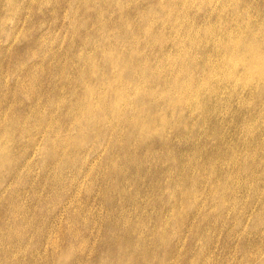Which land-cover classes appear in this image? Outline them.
Wrapping results in <instances>:
<instances>
[{"label": "rangeland", "instance_id": "1", "mask_svg": "<svg viewBox=\"0 0 264 264\" xmlns=\"http://www.w3.org/2000/svg\"><path fill=\"white\" fill-rule=\"evenodd\" d=\"M77 1L0 0V264H264V0ZM98 40L147 63L154 132L78 130Z\"/></svg>", "mask_w": 264, "mask_h": 264}, {"label": "bare ground", "instance_id": "2", "mask_svg": "<svg viewBox=\"0 0 264 264\" xmlns=\"http://www.w3.org/2000/svg\"><path fill=\"white\" fill-rule=\"evenodd\" d=\"M68 1H70V0H68ZM77 1V0H76ZM78 1H80V0H78ZM77 1V2H78ZM22 2V1H21ZM86 2H87V0H86ZM89 2V1H88ZM96 2V1H95ZM94 2V3H95ZM99 2V1H98ZM98 2L96 3V4H98ZM102 3L103 2H105V4H106V1H101ZM176 2V1H175ZM70 3V2H69ZM73 3H74V1H73ZM93 3V4H94ZM114 3V2H113ZM120 3L122 4L123 2L122 1H120ZM14 4V3H13ZM12 4V5H13ZM80 4H81V2H80ZM85 4V3H84ZM83 4V5H84ZM95 4V5H96ZM119 4V3H118ZM150 4V3H149ZM155 4V3H154ZM104 5V4H103ZM151 5V4H150ZM178 5V4H177ZM73 6H74V4H73ZM73 6H72V8H73ZM93 6V5H92ZM91 6V7H92ZM98 5H96V7H97ZM13 7V6H12ZM89 7V6H88ZM88 7H86V8H88ZM91 7H90V9H91ZM152 8H153V6H151ZM93 8H95V6L93 7ZM98 8V7H97ZM75 9V8H74ZM77 9V8H76ZM99 9V8H98ZM71 10H73V9H71ZM70 10V11H71ZM86 10V9H85ZM88 10V9H87ZM137 10V9H136ZM157 10V9H156ZM92 11H94V10H92ZM100 11V10H99ZM76 12V11H75ZM117 12V11H116ZM134 12H135V10H134ZM154 12V11H153ZM156 12H158V13H160L158 10L156 11ZM156 12H155V14H156ZM99 13V12H98ZM103 13V12H102ZM120 13V12H119ZM73 14V13H72ZM76 14V13H75ZM74 14V15H75ZM94 14H96L95 12H94ZM104 14V13H103ZM110 14V13H109ZM138 14H140V13H138ZM143 14V13H142ZM155 14H153V15H155ZM73 15V16H74ZM123 15V14H122ZM135 15V14H134ZM159 15V14H158ZM72 16V17H73ZM117 16V15H116ZM124 16H125V14H124ZM242 16V15H241ZM240 16V17H241ZM98 17V16H97ZM138 17V16H137ZM149 17V16H148ZM153 16L151 15V18H152ZM155 17V16H154ZM157 17V16H156ZM156 17H155V19H156ZM125 18V17H124ZM132 18H134V17H132ZM131 18V19H132ZM147 18V17H146ZM72 19V18H71ZM101 19V18H100ZM140 19V18H139ZM154 19V20H155ZM243 19V18H242ZM86 20V19H85ZM134 20V19H133ZM143 20V19H142ZM149 20H150V18H149ZM153 20V21H154ZM72 21H73V19H72ZM81 21V20H80ZM117 21V20H116ZM153 21H151V23L153 22ZM156 21V20H155ZM154 21V22H155ZM158 21V20H157ZM82 22V21H81ZM80 22V23H81ZM85 22V21H84ZM84 22H82L83 23V26H84ZM121 22V21H120ZM119 22V23H120ZM144 22V21H143ZM149 23H150V21H148ZM75 23V22H74ZM79 22H78V24H80ZM118 23V24H119ZM122 23V22H121ZM121 23H120V25H121ZM78 24H77V26H78ZM91 24V23H90ZM146 24V23H145ZM101 25H103V23L101 24ZM113 25V24H112ZM73 26V25H72ZM116 26V25H115ZM123 26V25H122ZM90 27V26H89ZM95 27H97V25L95 26ZM98 27H99V25H98ZM97 27V28H98ZM102 27H104V25L102 26ZM102 27H100V32H101V34H102V31H101V28ZM113 27V26H112ZM111 27V28H112ZM82 28V27H81ZM84 28V27H83ZM104 28H106V27H104ZM104 28H102V30L104 29ZM117 29H118V27H117ZM122 29H123V27H122ZM149 29V28H148ZM105 30H107V29H105ZM105 30H103V32L105 31ZM125 30V29H124ZM138 30V29H137ZM128 31V30H127ZM151 31V30H150ZM106 32V31H105ZM108 33H109V31H108ZM116 33H118L117 31H116ZM132 33V32H131ZM153 33V32H152ZM156 33V32H155ZM256 33V32H255ZM89 34V33H88ZM96 34V33H95ZM151 34V33H150ZM253 34V33H252ZM92 35V34H91ZM98 35V34H97ZM108 35H110V34H108ZM112 35H115V34H112ZM117 35H120V34H116L115 36H117ZM127 35V34H126ZM135 35V34H134ZM149 35V34H148ZM152 35V34H151ZM245 35V34H244ZM106 35H104V37H105ZM121 36V35H120ZM119 36V37H120ZM129 36H130V34H129ZM129 36L127 37V38H125V39H128L129 38ZM150 36V35H149ZM113 37V36H112ZM247 37V36H246ZM78 38V37H77ZM85 38H87V37H85ZM84 38V39H85ZM102 38H103V36H102ZM106 38V37H105ZM111 38V37H110ZM122 38V37H121ZM122 39H124V37L122 38ZM124 39V40H125ZM93 40V39H92ZM104 40V39H103ZM129 40V39H128ZM157 40V39H156ZM255 40V39H254ZM253 40V41H254ZM260 40V39H259ZM82 41V40H81ZM90 41H91V39H90ZM107 41H108V39H107ZM114 41V40H113ZM117 41V40H116ZM130 41V40H129ZM251 41V40H250ZM253 41H252V43H253ZM83 42H84V40H83ZM93 42V41H92ZM91 42V43H92ZM138 42V41H137ZM122 42H120V44H121ZM124 43V42H123ZM242 43H244V42H242ZM242 43H240V44H242ZM84 44V43H83ZM95 44V43H94ZM131 44V43H130ZM91 45V44H90ZM96 45H97V48L96 49H98V52H99V54H101V57H102V59H103V65L102 66H98V65H96V63L94 62V58L92 59V58H90L89 56L86 58V62H87V71L86 72H82L83 74H81V76L79 77V82H77V83H79V88H80V93H81V102L83 103V105L84 106H86V111H84L82 114H80V117L79 118H82V120H80V121H77V127H78V130L79 129H83V127L82 128H80V126H82V124L83 123H87V122H90V124L92 125V123H91V121L94 123L95 121V123L97 124V125H95V127H92L91 129H92V135H93V137H96V139H95V141L96 140H98V139H100V136H103L102 134V132L104 131V134H105V131L106 130H113V129H121V128H123V130L126 132V134H127V137L128 136H132V134H135V133H143V134H148V133H152V132H154L153 130H154V128H155V126L157 125V122L158 121H161V117H157L154 113H152L151 112V108L149 109V108H147V106H149L148 104H147V100L145 99L146 97L147 98H151L152 97V100H153V102L154 103H157V102H155L156 101V98H155V95H154V92H153V89H151V88H146V86H144V84H143V82L146 80H143L142 79V81L143 82H141L142 84H140V81H139V76L140 75H142L143 74V72H145L146 71V68H145V65L147 64H145L144 66H141V67H139L140 68V73H138V71H136L135 69H134V67H133V71H129V73L128 74H126V76H124V75H122V73H123V71L129 66L130 67V65H128V64H131L132 66L134 65V59H125V58H123L122 56H124L125 57V55L123 54V51H121L120 50V48H119V46H117V44H114V42L113 43H111V42H104V41H97V43H96ZM243 46H244V44H242ZM253 45H254V43H253ZM94 46V45H93ZM122 46H123V44H122ZM125 46V45H124ZM123 46V47H124ZM135 46V45H134ZM239 46V45H238ZM238 46L236 47L237 49H238ZM240 47H241V45H240ZM253 47H255V46H253ZM260 47V46H259ZM262 47V46H261ZM260 47V48H261ZM244 48V47H243ZM242 47H241V50L243 49ZM125 49V54H126V48H124ZM245 49H247V47L245 48ZM137 50V49H136ZM228 50V49H227ZM244 50V49H243ZM256 50V49H255ZM239 51V50H238ZM251 51H252V49H251ZM258 51V50H257ZM93 52V51H92ZM141 53V52H140ZM148 53H150V52H148ZM240 53V52H239ZM254 53V52H253ZM257 53H260V51L259 52H257ZM83 54L84 53H81V55H82V57L84 58V56H83ZM139 54V53H138ZM137 54V55H138ZM247 54V53H246ZM261 54V53H260ZM80 55V56H81ZM91 55V54H90ZM126 55H128V54H126ZM133 56H134V54H132ZM147 55V54H146ZM245 55V54H244ZM257 55H259V54H257ZM264 55V54H263ZM262 54H261V56H263ZM94 56V55H93ZM130 56V55H129ZM148 56V55H147ZM149 56H151V55H149ZM156 56V55H155ZM255 55L253 54V57H254ZM260 56V55H259ZM152 57V56H151ZM159 57V56H158ZM77 59V58H76ZM85 59V58H84ZM84 59H83V61H84ZM102 59H100V60H102ZM144 59H145V57H144ZM148 59V58H147ZM234 59V58H233ZM142 60V59H141ZM251 60V59H250ZM263 60V59H262ZM76 61V60H75ZM79 61H80V59H79ZM131 61H132V63H131ZM145 61V60H144ZM243 61V60H242ZM252 61H254L253 59H252ZM153 62V61H152ZM20 63V62H19ZM23 63V62H22ZM57 63V62H56ZM74 63V62H73ZM80 63V62H79ZM139 63H141V62H139ZM143 63V62H142ZM24 64V63H23ZM77 64V61H76V63H75V65ZM135 64H137V61L135 62ZM243 64V63H242ZM19 65V64H18ZM82 65V64H81ZM86 65V64H85ZM141 65V64H140ZM150 65V64H149ZM163 65H164V63H163ZM239 65V64H238ZM251 65V64H250ZM250 65H248L249 67H251ZM254 65H255V63H254ZM36 66V65H35ZM83 66V65H82ZM247 66V65H246ZM247 66V67H248ZM21 67H22V64H21ZM80 67V66H79ZM150 67V66H149ZM155 67V66H154ZM190 67V66H189ZM235 67V66H234ZM240 67V66H239ZM20 68V67H19ZM135 68H138V65H136V67ZM174 68V67H173ZM246 68V67H245ZM82 69H83V67H82ZM82 69H80V70H82ZM145 69V70H144ZM32 70V69H31ZM172 71H173V69H172ZM34 72V71H33ZM132 72V73H131ZM124 74H125V72H124ZM151 74V73H150ZM150 74H149V76H150ZM259 74V73H258ZM30 75H32V73L30 74ZM161 75V74H160ZM184 75V74H183ZM251 75V74H250ZM78 76V75H77ZM196 76V75H195ZM146 77H148V76H146ZM151 77V76H150ZM153 77H155L154 76V74H153ZM255 77V76H254ZM183 78H184V76H183ZM196 78V77H195ZM194 78V79H195ZM148 79V78H147ZM150 80H152L151 78H149ZM154 79V78H153ZM159 78H157V80H158ZM184 79H187V78H184ZM193 79V78H192ZM164 80V79H163ZM147 81V80H146ZM149 81V80H148ZM154 81V80H153ZM162 81V80H161ZM176 81H178V80H176ZM183 81H185V80H183ZM158 82H159V80H158ZM169 83H170V81H168ZM191 83H193L192 81H190ZM153 83V82H152ZM154 83H157V82H154ZM176 83H178V82H176ZM189 83V82H188ZM264 83V82H263ZM159 84H160V82H159ZM173 84V83H172ZM154 85V84H153ZM189 85V84H188ZM182 86V85H181ZM181 86H180V89H181ZM187 86V85H186ZM77 87V86H76ZM151 87V86H150ZM177 87V84L175 85V88ZM156 90H158L157 88H155ZM162 89V88H161ZM168 89H169V86H168ZM187 89V88H186ZM168 91V90H167ZM166 91V92H167ZM25 92V91H24ZM28 92H30V91H28ZM178 92V91H177ZM195 92V91H194ZM23 93V92H22ZM24 94V93H23ZM27 94V93H26ZM25 94V95H26ZM157 94V93H156ZM72 95V94H71ZM163 95V94H162ZM166 95V94H165ZM169 95V94H168ZM35 96H36V94H35ZM35 96H34V98H35ZM59 97V96H58ZM162 97V96H161ZM164 97V96H163ZM166 98H167V96H166ZM166 98L164 99V100H166ZM168 98H170V97H168ZM4 99V98H3ZM56 99V98H55ZM173 99H174V97H173ZM173 99H171V100H173ZM178 99V98H177ZM35 100V99H34ZM38 99H36V101H37ZM158 100H159V98H158ZM157 100V101H158ZM163 100V101H164ZM170 100V101H171ZM78 101V100H77ZM162 101V100H161ZM162 101V102H163ZM167 102H168V100H166ZM166 101H164V102H166ZM49 102H51V101H49ZM48 102V103H49ZM47 103V104H48ZM53 103V101L50 103V105ZM169 103H171V102H169ZM62 104V103H61ZM73 104V103H72ZM49 105V104H48ZM49 105V106H50ZM69 105H71V104H69ZM77 105V104H76ZM165 105H166V103H165ZM172 105H175L174 103H172ZM6 106H7V104H6ZM53 106H54V104H53ZM59 106V105H58ZM66 106L67 105H65V108H66ZM82 106V105H81ZM83 106V107H84ZM182 106V105H181ZM3 108V107H2ZM53 108H55V107H52L51 108V111L53 112ZM59 108V107H58ZM61 108V107H60ZM59 108V109H60ZM73 108H74V105H73ZM155 108V107H154ZM159 108V107H158ZM157 108V110L159 111V109ZM165 108H166V106H165ZM167 108H169V107H167ZM171 108V107H170ZM31 109V108H30ZM58 109V110H59ZM85 109V108H84ZM176 109V108H175ZM4 110V109H3ZM1 111V110H0ZM161 111V110H160ZM168 111V110H167ZM176 111H177V109H176ZM2 112V111H1ZM4 112V111H3ZM68 112V111H67ZM154 112H156V111H154ZM174 112V111H173ZM34 113H36V112H34ZM38 113V112H37ZM69 113V112H68ZM77 113V112H76ZM158 113V112H157ZM178 113V112H177ZM177 113H176V115H177ZM48 114V113H47ZM46 114V115H47ZM72 114V113H71ZM173 114V113H172ZM1 115V114H0ZM51 115V114H50ZM49 115V116H50ZM55 115H56V113H55ZM75 115V114H74ZM34 116V115H33ZM107 116H109V117H111V119L113 120V124H111V125H108L107 126V124L106 123H108V122H105L106 120H107ZM162 116L164 117V113L162 114ZM28 117V116H27ZM26 117V118H27ZM31 117V115H29V118ZM62 117H64L63 115H62ZM73 117V116H72ZM177 117V116H176ZM178 117H179V114H178ZM11 118H12V116H11ZM26 118H25V120H26ZM33 118V117H32ZM5 119V118H4ZM3 119V120H4ZM13 119L14 118H12V121H13ZM22 119V118H21ZM35 119V118H34ZM15 120H17V119H15ZM23 120V119H22ZM95 120V121H94ZM163 120V119H162ZM6 121V120H5ZM4 121V122H5ZM28 121V120H27ZM1 122V121H0ZM18 122V121H17ZM67 122V121H66ZM3 122H1V124H2ZM10 123V122H9ZM16 123V122H15ZM112 123V122H111ZM11 124V123H10ZM63 124H65V123H63ZM5 125V124H4ZM7 125V124H6ZM5 125V126H6ZM12 125H13V122H12ZM22 125H23V122H22ZM65 125H67V124H65ZM73 125V124H72ZM87 125V124H86ZM9 126V125H8ZM24 126V125H23ZM47 126V125H46ZM51 126V125H50ZM83 126H84V124H83ZM88 126V125H87ZM1 127V126H0ZM40 127V126H39ZM49 127V126H48ZM55 127H57V124H56V126ZM74 127H75V124H74ZM47 128V127H46ZM66 128V127H65ZM86 128H88V127H86ZM1 129V128H0ZM6 129V128H5ZM9 129H11L10 128V126H9ZM13 129V128H12ZM75 129V128H74ZM156 129V128H155ZM157 129H158V127H157ZM75 130H77V129H75ZM74 130V131H75ZM84 130V129H83ZM87 130V129H86ZM20 131V130H19ZM18 131V132H19ZM88 131V130H87ZM87 131H85V132H87ZM122 131V130H121ZM157 131V130H156ZM23 132V131H22ZM10 132H8V134H9ZM58 133V132H57ZM60 133V132H59ZM58 133V134H59ZM88 133V132H87ZM20 134V133H19ZM22 134V133H21ZM47 134V133H46ZM72 134H73V131H72ZM89 134V133H88ZM87 134V135H88ZM110 134V133H109ZM119 134V133H118ZM12 135H13V133H12ZM18 135V134H17ZM52 135V134H51ZM71 135V134H70ZM69 135V136H70ZM78 135V134H77ZM90 135V134H89ZM92 135H91V137H92ZM97 135V136H96ZM2 136H4V133H3V135ZM19 136V135H18ZM67 137H68V135H66ZM73 136H75V134L73 135ZM79 136V135H78ZM81 136V135H80ZM124 136V135H123ZM47 137V136H46ZM45 137V138H46ZM90 137V138H91ZM92 137V138H93ZM127 137L125 136V137H123V138H126V140H127ZM6 138V137H5ZM12 138V137H11ZM14 138V137H13ZM50 138V137H49ZM78 138V137H77ZM112 138H115V137H112ZM8 139H9V137H8ZM48 139V138H47ZM68 139V138H67ZM94 139V138H93ZM12 140V139H11ZM54 140H56L55 138H54ZM59 140V139H58ZM57 140V141H58ZM69 140V139H68ZM75 140V139H74ZM112 140V139H111ZM110 140V141H111ZM117 140V139H116ZM122 140V139H121ZM7 141V140H6ZM44 141H46L45 139H44ZM61 141V140H60ZM81 141V140H80ZM95 141H93L92 140V142H95ZM107 141H109V140H107ZM9 142H10V140H9ZM12 142H13V140H12ZM15 142V141H14ZM49 142H50V140H49ZM71 142H74V141H71ZM76 142V141H75ZM123 142H124V140H123ZM11 143V142H10ZM9 143V144H10ZM78 143V142H77ZM91 143V142H90ZM104 143V142H103ZM108 143V142H107ZM117 143V142H116ZM3 144V143H2ZM8 144V145H9ZM51 144V143H50ZM60 144V143H59ZM61 144H62V141H61ZM61 144L59 145V146H61ZM80 144H81V142H80ZM79 143H78V146L80 145ZM95 144H97V142H95ZM108 144H111V143H108ZM107 144V145H108ZM115 144V143H114ZM63 145V144H62ZM75 145H77V144H75ZM124 145V144H123ZM109 146V145H108ZM47 147V146H46ZM72 147V146H71ZM82 148H83V146H81ZM128 147V146H127ZM126 147V148H127ZM134 147V146H133ZM27 148H28V146H27ZM53 148V145H52V147H50V149H52ZM125 148V149H126ZM0 149H2L1 147H0ZM5 149H7L6 147H5ZM10 149V148H9ZM54 150V149H53ZM71 150H72V148H71ZM80 150H82V149H80ZM2 151V150H1ZM10 151V150H9ZM70 151V150H69ZM74 151V150H73ZM84 151V150H83ZM7 152V151H6ZM52 153L53 152H55V151H51ZM10 153V152H9ZM48 153H49V150H48ZM64 153V152H63ZM0 154L1 155H3V157L5 156V157H7L6 156V154L4 155L2 152H0ZM54 154V153H53ZM0 155V156H1ZM7 155H10V154H7ZM55 155V154H54ZM65 156H67V155H65ZM9 160H11L10 158H9ZM1 161V160H0ZM1 166V165H0Z\"/></svg>", "mask_w": 264, "mask_h": 264}]
</instances>
